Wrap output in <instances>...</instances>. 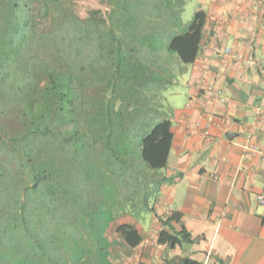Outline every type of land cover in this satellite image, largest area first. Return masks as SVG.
I'll return each mask as SVG.
<instances>
[{"label": "trees", "instance_id": "trees-1", "mask_svg": "<svg viewBox=\"0 0 264 264\" xmlns=\"http://www.w3.org/2000/svg\"><path fill=\"white\" fill-rule=\"evenodd\" d=\"M98 1L82 15L76 0H0V264H112L106 230L147 207L166 166L158 95L169 66L194 62L206 12L183 24L186 0ZM178 220L158 243L191 240Z\"/></svg>", "mask_w": 264, "mask_h": 264}, {"label": "crops", "instance_id": "crops-1", "mask_svg": "<svg viewBox=\"0 0 264 264\" xmlns=\"http://www.w3.org/2000/svg\"><path fill=\"white\" fill-rule=\"evenodd\" d=\"M197 9L206 12L197 56L169 66L161 91L171 97L167 163L154 171L147 207L106 230L112 264H264V0H197ZM209 85L231 102L207 94ZM172 212L174 230L191 240L171 248L157 239ZM121 223L136 228L139 245L115 232Z\"/></svg>", "mask_w": 264, "mask_h": 264}, {"label": "rangeland", "instance_id": "rangeland-1", "mask_svg": "<svg viewBox=\"0 0 264 264\" xmlns=\"http://www.w3.org/2000/svg\"><path fill=\"white\" fill-rule=\"evenodd\" d=\"M77 2V10L80 14H85L86 11L90 8H102V9H106L104 7V5L100 4L98 0H76ZM197 9V0H186L183 11L181 13V19L183 24H188L193 16L194 11ZM169 66V64H168ZM166 74V69L165 71H163ZM171 73V72H170ZM172 76V74H170ZM163 95V96H162ZM159 97V102L157 103L158 105L156 106V109H158L159 113L161 115H163L162 117H167L168 116V109H167V103L170 102L171 97L169 96V94H166V92L158 95ZM155 107V106H154ZM160 169H155V170H151L152 175H154V171H159ZM119 193H130V189H126L125 186H121L120 188V192ZM142 202V201H141ZM140 202V203H141ZM128 204V203H127ZM126 207V206H124ZM125 210L120 211V213H127L128 211H130L133 215V218H136V216H138L139 209H140V204L138 207H135V209L130 210V208H124Z\"/></svg>", "mask_w": 264, "mask_h": 264}, {"label": "built area", "instance_id": "built-area-1", "mask_svg": "<svg viewBox=\"0 0 264 264\" xmlns=\"http://www.w3.org/2000/svg\"><path fill=\"white\" fill-rule=\"evenodd\" d=\"M224 51L225 52H229L230 50L228 48H225ZM247 62H248L249 65H257L258 66V64H259L252 57H249ZM206 92L209 95L215 96L218 99V101H220L222 103H225V104H229L231 102V100H232V98H229V97L225 96L222 92L216 91L212 85H209L206 88ZM212 177L214 179L217 178V176L214 175V174L212 175ZM256 200L258 201L259 204L264 205V194H257L256 195Z\"/></svg>", "mask_w": 264, "mask_h": 264}]
</instances>
